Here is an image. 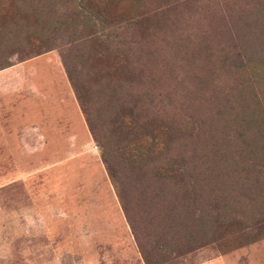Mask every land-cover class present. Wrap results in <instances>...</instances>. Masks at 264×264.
Segmentation results:
<instances>
[{
  "label": "trees",
  "instance_id": "16d2710c",
  "mask_svg": "<svg viewBox=\"0 0 264 264\" xmlns=\"http://www.w3.org/2000/svg\"><path fill=\"white\" fill-rule=\"evenodd\" d=\"M13 1L14 19L0 22V68L11 65L12 54L31 48L48 51L60 40L66 72L147 264L210 245L229 227L245 232V243L260 239L264 0H257L251 13L240 14L245 8L236 13L231 19L234 32L208 23L183 36L177 29L185 22L180 16L200 12L209 0H170L177 3L166 10L170 13L161 17L159 27L174 24L173 37L193 45L184 67L180 59L159 65L150 39L155 28L154 34L151 30L147 34L139 33L132 23L109 25L87 0ZM95 43L120 50L134 77L126 72L123 78L94 79ZM188 66L190 75L181 87L176 83L178 75ZM190 94L215 107L192 109ZM120 112L123 140L114 121ZM150 125L168 134L169 140L160 141L158 146L165 147L136 166L124 151L122 156L121 146L124 139Z\"/></svg>",
  "mask_w": 264,
  "mask_h": 264
},
{
  "label": "rangeland",
  "instance_id": "374dc122",
  "mask_svg": "<svg viewBox=\"0 0 264 264\" xmlns=\"http://www.w3.org/2000/svg\"><path fill=\"white\" fill-rule=\"evenodd\" d=\"M87 1L109 25L132 23L139 33L147 34L155 28L150 39L159 65L167 59H180L182 67L189 64L193 45L173 37L174 24L159 27L176 1ZM256 2L209 0L199 14L180 16L185 22L177 29L183 36L214 23L234 32L231 19L242 8L240 14L251 13ZM14 5L13 0H0V22L14 19ZM59 41L41 53L31 48L12 54L11 65L0 68V264H147L91 136ZM37 45L33 42V47ZM93 45L94 79L123 78L126 72L134 77L120 50ZM166 68L159 70L168 73ZM189 69H180L177 85L184 87L180 84L188 79ZM188 101L192 109L209 105L196 94H190ZM114 121L123 140V112ZM126 139L121 154L124 151L137 166L154 150L164 148L158 143L169 140V135L150 125ZM260 227L262 236L255 241L245 243L248 235L229 227L216 242L158 264H264V222Z\"/></svg>",
  "mask_w": 264,
  "mask_h": 264
}]
</instances>
